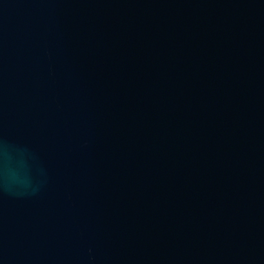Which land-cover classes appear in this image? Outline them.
<instances>
[{"label": "water", "instance_id": "95a60500", "mask_svg": "<svg viewBox=\"0 0 264 264\" xmlns=\"http://www.w3.org/2000/svg\"><path fill=\"white\" fill-rule=\"evenodd\" d=\"M0 264H264V0H0Z\"/></svg>", "mask_w": 264, "mask_h": 264}]
</instances>
